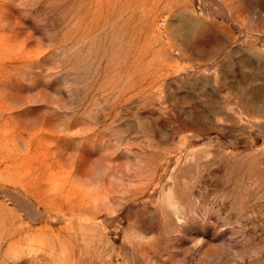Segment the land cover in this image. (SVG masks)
<instances>
[{
    "label": "rangeland",
    "instance_id": "rangeland-1",
    "mask_svg": "<svg viewBox=\"0 0 264 264\" xmlns=\"http://www.w3.org/2000/svg\"><path fill=\"white\" fill-rule=\"evenodd\" d=\"M0 264H264V0H0Z\"/></svg>",
    "mask_w": 264,
    "mask_h": 264
}]
</instances>
